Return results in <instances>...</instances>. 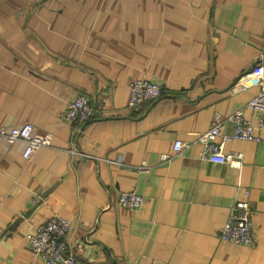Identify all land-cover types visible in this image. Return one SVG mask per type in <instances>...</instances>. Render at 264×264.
I'll return each mask as SVG.
<instances>
[{
	"label": "crops",
	"instance_id": "obj_1",
	"mask_svg": "<svg viewBox=\"0 0 264 264\" xmlns=\"http://www.w3.org/2000/svg\"><path fill=\"white\" fill-rule=\"evenodd\" d=\"M257 62L264 0H0V124L50 138L25 159L0 137V264H45L24 234L53 215L85 264H264V127L224 143L239 167L203 158L194 135L239 108L256 124ZM138 78L165 92L128 108ZM78 94L94 109L82 126L64 119ZM175 140L188 144L165 159ZM132 189L139 208L118 203ZM240 199L252 245L218 238Z\"/></svg>",
	"mask_w": 264,
	"mask_h": 264
},
{
	"label": "built area",
	"instance_id": "obj_2",
	"mask_svg": "<svg viewBox=\"0 0 264 264\" xmlns=\"http://www.w3.org/2000/svg\"><path fill=\"white\" fill-rule=\"evenodd\" d=\"M247 75L258 88L246 106L259 114L256 124H252L242 112L236 109L223 118H217L204 131L196 132L195 141L199 144L202 157L210 162L228 163L239 167L242 163L240 152L224 153V143L230 140H259L256 131L264 127V65L255 63ZM162 85L159 81L148 78L133 79L129 83L127 99L128 108H138L143 102L156 100L161 95ZM94 109L89 98L78 94L72 98L64 110L65 120H74L81 126L92 118ZM231 126V130L226 129ZM33 124L24 121L20 125L5 126L0 124V137L8 143H24L22 155L29 159L40 147L50 143L48 135L34 133ZM188 143L175 140L169 152L163 153L166 159L180 153ZM145 162L137 169H145ZM247 193V192H246ZM118 203L125 208L141 207L144 197L135 190H123L118 195ZM70 229L69 219L62 215H53L39 224L35 230H27L25 237L29 247L45 264H85L68 250L65 238ZM222 242L252 245L255 239V227L252 220V209L247 199L234 201L230 213L218 232Z\"/></svg>",
	"mask_w": 264,
	"mask_h": 264
},
{
	"label": "trees",
	"instance_id": "obj_3",
	"mask_svg": "<svg viewBox=\"0 0 264 264\" xmlns=\"http://www.w3.org/2000/svg\"><path fill=\"white\" fill-rule=\"evenodd\" d=\"M164 92H165V91H164V88L162 87L161 95H162ZM161 95H160V96H161ZM158 98H159V97H158ZM89 101H90V100H89ZM153 101H154V100H153ZM147 102H148V101H147ZM149 102H152V101H149ZM143 103H145V102H143ZM143 103H142V104H143ZM142 104H141V105H142ZM92 107H93V106H92Z\"/></svg>",
	"mask_w": 264,
	"mask_h": 264
},
{
	"label": "rangeland",
	"instance_id": "obj_4",
	"mask_svg": "<svg viewBox=\"0 0 264 264\" xmlns=\"http://www.w3.org/2000/svg\"><path fill=\"white\" fill-rule=\"evenodd\" d=\"M69 102V101H68ZM166 159V158H165Z\"/></svg>",
	"mask_w": 264,
	"mask_h": 264
}]
</instances>
